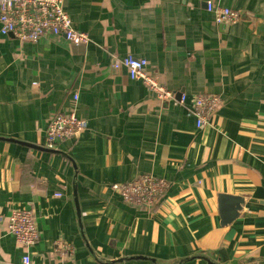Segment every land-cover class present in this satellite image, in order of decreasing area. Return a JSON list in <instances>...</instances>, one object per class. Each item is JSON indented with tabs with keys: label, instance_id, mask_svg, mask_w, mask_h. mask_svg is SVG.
<instances>
[{
	"label": "crops",
	"instance_id": "crops-1",
	"mask_svg": "<svg viewBox=\"0 0 264 264\" xmlns=\"http://www.w3.org/2000/svg\"><path fill=\"white\" fill-rule=\"evenodd\" d=\"M208 1L239 21L217 25ZM64 10L87 45L0 35V139L43 147L49 120L74 109L87 123L61 154L0 140V212H33L31 263L264 264V0H64ZM128 55L172 96L113 70ZM198 95L222 102L201 129L189 112ZM144 174L168 183L151 212L109 189ZM220 196L240 200L231 222ZM24 254L0 224V264Z\"/></svg>",
	"mask_w": 264,
	"mask_h": 264
},
{
	"label": "built area",
	"instance_id": "built-area-1",
	"mask_svg": "<svg viewBox=\"0 0 264 264\" xmlns=\"http://www.w3.org/2000/svg\"><path fill=\"white\" fill-rule=\"evenodd\" d=\"M205 5L206 10L213 14L217 25L228 26L240 19L236 11L213 6L210 1ZM0 35L12 36L21 44H35L45 36L61 37L74 46H85L90 42L87 34L73 28L72 21L64 10V0H0ZM146 65L145 60L128 55L115 60L112 68L115 71L124 69L130 80L141 82L159 100H167L172 93L145 71ZM77 100L78 96L74 95L75 104ZM183 102L182 97L180 103ZM221 104L220 98L215 95L195 96L189 112L195 119L196 128L206 126ZM86 130V121L77 116L75 109L68 114H56L45 128L43 147L56 150L61 143L79 139ZM109 189L132 208L151 212L161 206L168 183L144 174L130 182L113 183ZM4 222L7 232L25 252L21 264H32L29 251L39 240L33 212L13 210L7 218L0 212V224ZM67 251L64 243H58L57 252Z\"/></svg>",
	"mask_w": 264,
	"mask_h": 264
},
{
	"label": "water",
	"instance_id": "water-1",
	"mask_svg": "<svg viewBox=\"0 0 264 264\" xmlns=\"http://www.w3.org/2000/svg\"><path fill=\"white\" fill-rule=\"evenodd\" d=\"M1 141H6V142H11V143H17V144H20V145H23V146H27V147H30L32 149H35V150H41V151H44V152H49V153H60V152H57L56 150H49V149H46L44 147H37V146H33V145H28V144H25V143H22V142H18V141H15V140H11V139H0ZM61 154V153H60ZM65 156V155H64ZM66 159L67 156H65ZM219 206L221 207L222 205H227V204H231L232 208H231V212L230 213H227L225 212V216L226 217V221H229L231 222L232 220H234L237 216V213L240 209V200L238 199H230V198H226L224 196H220L219 197ZM76 204V202H75ZM76 209L79 210V206L78 204L76 205ZM227 209V207H226ZM227 222V223H229ZM206 260V259H205ZM208 263H210L208 261ZM210 264H213V263H210Z\"/></svg>",
	"mask_w": 264,
	"mask_h": 264
}]
</instances>
